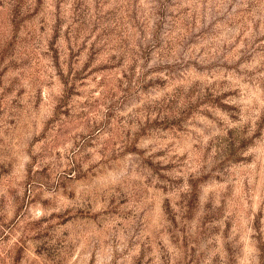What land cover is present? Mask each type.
I'll use <instances>...</instances> for the list:
<instances>
[{
    "label": "rangeland",
    "instance_id": "374dc122",
    "mask_svg": "<svg viewBox=\"0 0 264 264\" xmlns=\"http://www.w3.org/2000/svg\"><path fill=\"white\" fill-rule=\"evenodd\" d=\"M0 264H264V0H0Z\"/></svg>",
    "mask_w": 264,
    "mask_h": 264
}]
</instances>
